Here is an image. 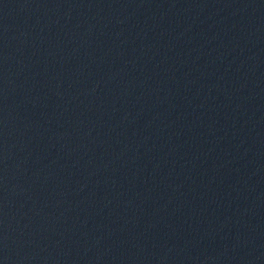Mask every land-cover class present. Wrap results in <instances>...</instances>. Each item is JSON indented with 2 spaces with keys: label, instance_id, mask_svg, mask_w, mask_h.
Here are the masks:
<instances>
[{
  "label": "water",
  "instance_id": "obj_1",
  "mask_svg": "<svg viewBox=\"0 0 264 264\" xmlns=\"http://www.w3.org/2000/svg\"><path fill=\"white\" fill-rule=\"evenodd\" d=\"M0 264H264V0H0Z\"/></svg>",
  "mask_w": 264,
  "mask_h": 264
}]
</instances>
